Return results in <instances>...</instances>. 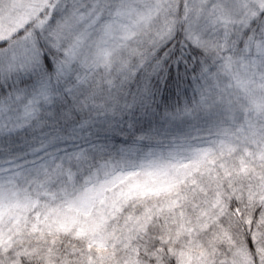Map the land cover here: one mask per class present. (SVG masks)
Returning a JSON list of instances; mask_svg holds the SVG:
<instances>
[{
	"label": "snow or ice",
	"instance_id": "obj_1",
	"mask_svg": "<svg viewBox=\"0 0 264 264\" xmlns=\"http://www.w3.org/2000/svg\"><path fill=\"white\" fill-rule=\"evenodd\" d=\"M0 264H264V0H0Z\"/></svg>",
	"mask_w": 264,
	"mask_h": 264
}]
</instances>
